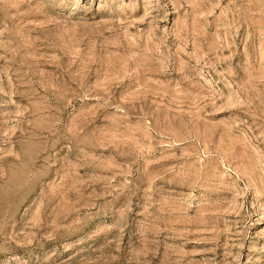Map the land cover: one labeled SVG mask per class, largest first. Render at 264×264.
<instances>
[{
    "label": "rangeland",
    "instance_id": "rangeland-1",
    "mask_svg": "<svg viewBox=\"0 0 264 264\" xmlns=\"http://www.w3.org/2000/svg\"><path fill=\"white\" fill-rule=\"evenodd\" d=\"M0 264H264V0H0Z\"/></svg>",
    "mask_w": 264,
    "mask_h": 264
}]
</instances>
